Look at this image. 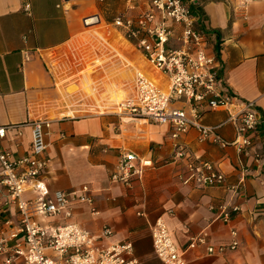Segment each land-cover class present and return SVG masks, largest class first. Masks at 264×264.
<instances>
[{"label": "crops", "instance_id": "1", "mask_svg": "<svg viewBox=\"0 0 264 264\" xmlns=\"http://www.w3.org/2000/svg\"><path fill=\"white\" fill-rule=\"evenodd\" d=\"M186 2L215 54L218 74L237 95L254 99L262 116L239 152L233 144L196 141L194 127L179 136L192 155L223 172L221 184L180 181L184 160L172 158L170 122L129 121L123 133L116 129L113 113L90 112L82 105L88 100L81 94L83 79L98 86L104 70L90 63L86 72L81 61L93 58L89 47L95 33L111 26L117 14L135 17L147 0H0V123H19L21 132L19 138L7 132L0 143L13 154L25 153L27 121L48 118L44 152L49 159L42 173L48 188L87 184L96 212L78 202L69 219L91 233L108 224L111 235L100 242L129 240L141 264H162L152 252L148 231L157 216L183 250V264H264V0ZM76 94L83 96L80 101ZM197 121L217 125L215 131L228 141L235 136V121L224 108L202 110ZM119 147L150 158L153 165L128 184L110 181ZM222 208L228 211L226 220L217 217ZM229 228L236 232V246L207 253L206 243L229 241ZM201 231L205 243L186 247Z\"/></svg>", "mask_w": 264, "mask_h": 264}, {"label": "built area", "instance_id": "2", "mask_svg": "<svg viewBox=\"0 0 264 264\" xmlns=\"http://www.w3.org/2000/svg\"><path fill=\"white\" fill-rule=\"evenodd\" d=\"M27 6V2L22 3L23 9ZM111 27L132 40L150 70L129 64L131 73L125 95L110 103L91 96L82 103L83 107L94 113L115 114L116 129L121 132L129 121L170 122L172 158L184 160L178 174L180 181L201 186L221 184L223 172L210 160L192 155L179 136L194 127L196 141L209 139L219 146L233 144L239 152L250 143L262 116L254 99L237 95L218 74V61L208 49L206 35L196 25L189 4L186 0H147V7L135 17L115 15ZM121 59L123 66L128 65ZM76 97L80 101L83 96ZM217 108L226 109L227 117L235 121V136L229 141L215 131L217 125L197 121L200 111ZM27 123L29 144L25 153L13 154L0 143V263L141 264L133 256L129 240L100 242L111 235L108 224L102 223L97 233H91L69 219L78 202L85 203L90 213L96 212L91 189L85 183L68 189L48 188L42 173L49 159L44 152L49 119L36 117ZM7 132L19 138V123H0V140ZM148 165H153L150 158L119 147L108 178L128 184L140 178ZM217 217L226 220L228 211L222 208ZM148 231L158 260L164 264L184 263L183 250L176 247L160 216L150 222ZM235 233L229 228L227 243H206V252L219 254L234 248ZM204 236V231L191 236L186 247L205 243Z\"/></svg>", "mask_w": 264, "mask_h": 264}, {"label": "rangeland", "instance_id": "3", "mask_svg": "<svg viewBox=\"0 0 264 264\" xmlns=\"http://www.w3.org/2000/svg\"><path fill=\"white\" fill-rule=\"evenodd\" d=\"M95 34V38H92L93 41L89 47L91 50H93V58L91 57L85 59V57H83L84 59L82 58L83 60L81 61L84 67L83 69L86 72L90 63H93L96 68H100L103 65L104 70L98 86L95 85L94 81L91 82V79L87 77L83 79L84 82L82 81L80 84L82 90L81 94L86 95L87 98H90L91 96L95 97L97 95L98 98H104L106 102L110 103L112 100L111 94L114 91L120 90L122 92L121 96H123L128 90L131 73V67L129 64H131V66H148L147 62L140 55L139 50L132 46V40L126 37L124 38L119 32H115V29L111 26H108L105 30L102 29ZM94 52L96 55H94ZM121 58H124L128 65L123 66ZM105 63H107V65ZM71 87L75 88L74 85ZM77 95L78 94L75 96ZM114 118L115 121L118 122V118L115 114ZM141 124L138 125L140 126ZM126 129L123 131V133L126 132Z\"/></svg>", "mask_w": 264, "mask_h": 264}, {"label": "bare ground", "instance_id": "4", "mask_svg": "<svg viewBox=\"0 0 264 264\" xmlns=\"http://www.w3.org/2000/svg\"><path fill=\"white\" fill-rule=\"evenodd\" d=\"M132 67H134V65H132ZM122 95V92L121 91H114L112 94H111V99L112 100H117L121 97Z\"/></svg>", "mask_w": 264, "mask_h": 264}]
</instances>
